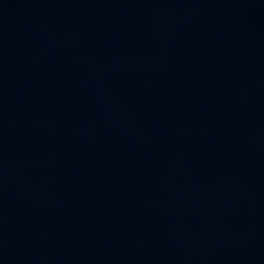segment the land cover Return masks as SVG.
<instances>
[{
	"label": "water",
	"instance_id": "95a60500",
	"mask_svg": "<svg viewBox=\"0 0 264 264\" xmlns=\"http://www.w3.org/2000/svg\"><path fill=\"white\" fill-rule=\"evenodd\" d=\"M0 264H264V0H0Z\"/></svg>",
	"mask_w": 264,
	"mask_h": 264
}]
</instances>
